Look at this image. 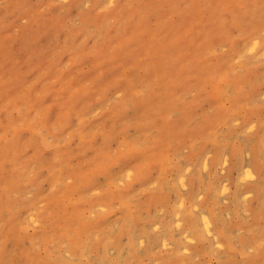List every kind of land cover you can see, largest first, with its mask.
Here are the masks:
<instances>
[{
    "label": "rangeland",
    "instance_id": "1",
    "mask_svg": "<svg viewBox=\"0 0 264 264\" xmlns=\"http://www.w3.org/2000/svg\"><path fill=\"white\" fill-rule=\"evenodd\" d=\"M0 264H264V0H0Z\"/></svg>",
    "mask_w": 264,
    "mask_h": 264
}]
</instances>
